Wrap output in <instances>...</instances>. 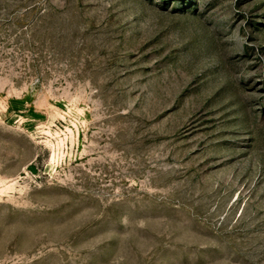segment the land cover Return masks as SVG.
Returning a JSON list of instances; mask_svg holds the SVG:
<instances>
[{
	"label": "rangeland",
	"instance_id": "obj_1",
	"mask_svg": "<svg viewBox=\"0 0 264 264\" xmlns=\"http://www.w3.org/2000/svg\"><path fill=\"white\" fill-rule=\"evenodd\" d=\"M0 264H264V0H0Z\"/></svg>",
	"mask_w": 264,
	"mask_h": 264
}]
</instances>
